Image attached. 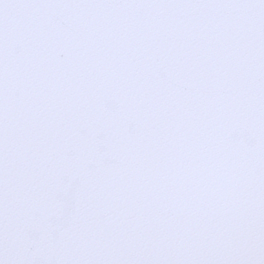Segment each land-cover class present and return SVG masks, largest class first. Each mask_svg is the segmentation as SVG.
Returning a JSON list of instances; mask_svg holds the SVG:
<instances>
[{
    "label": "snow or ice",
    "instance_id": "6c2138e0",
    "mask_svg": "<svg viewBox=\"0 0 264 264\" xmlns=\"http://www.w3.org/2000/svg\"><path fill=\"white\" fill-rule=\"evenodd\" d=\"M0 264H264V0H0Z\"/></svg>",
    "mask_w": 264,
    "mask_h": 264
}]
</instances>
